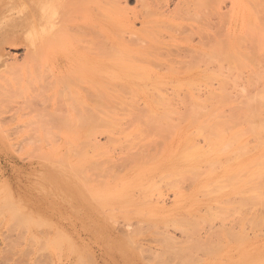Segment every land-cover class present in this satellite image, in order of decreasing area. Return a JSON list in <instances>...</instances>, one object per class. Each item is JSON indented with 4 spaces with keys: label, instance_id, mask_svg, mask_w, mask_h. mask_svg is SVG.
I'll list each match as a JSON object with an SVG mask.
<instances>
[{
    "label": "bare ground",
    "instance_id": "obj_1",
    "mask_svg": "<svg viewBox=\"0 0 264 264\" xmlns=\"http://www.w3.org/2000/svg\"><path fill=\"white\" fill-rule=\"evenodd\" d=\"M63 1L58 16L53 8L52 12L38 7V39L41 53H46L47 45L54 50L50 71L56 76L76 75L88 91L74 100L76 109L70 105L67 169L100 171L115 178L105 179L103 187L85 184L91 193L96 189L102 215L112 218L99 220L95 234L92 231L94 239L108 240L115 250L140 251L147 248L140 243L142 235L155 231L154 241L160 240L165 255L160 254L161 264H197L199 222L193 207L196 193L209 183L207 178L214 177L218 168L264 174V164L255 169L249 161L220 165L209 152L201 154L196 144L201 139L264 140V0H229V11L222 10L224 0H177L172 11L164 10L167 0H137L139 9L122 0ZM82 6V14H74ZM109 7L122 15L109 18ZM237 17L240 29L233 31ZM135 19H140V29ZM88 73L97 80L85 78ZM96 134L105 135L110 145L97 142ZM159 139L165 143L160 154L131 151L138 143ZM175 140L176 144L168 143ZM89 143L101 155L100 161L86 154ZM216 145L208 147L213 150ZM117 146L126 152L124 161L111 165ZM116 165L125 167V173L118 175ZM84 186L80 187L87 191ZM162 186L175 197L172 209L154 199L164 195ZM119 214L136 219L138 227L109 237L108 227ZM171 226L186 239L178 241L168 234Z\"/></svg>",
    "mask_w": 264,
    "mask_h": 264
},
{
    "label": "rangeland",
    "instance_id": "obj_2",
    "mask_svg": "<svg viewBox=\"0 0 264 264\" xmlns=\"http://www.w3.org/2000/svg\"><path fill=\"white\" fill-rule=\"evenodd\" d=\"M39 1L0 0V264L163 262L160 254L165 255L159 249L163 246H159L160 240L159 245L154 241L155 231L142 235L140 243L148 250L140 251L115 250L108 240L102 238L101 242L93 237L92 231L95 234L101 218L109 217L103 216L104 210L96 203L99 199L96 189L92 193L87 189L89 184L99 187L105 179L115 178L100 171L73 173L67 169L72 133L70 105L76 109L74 100L77 96H87L88 91L76 75L56 76L50 71L48 64L53 60L54 50L52 45H47L46 53L40 52L38 7L51 11L53 8L57 15L66 2ZM167 1L168 9H163L174 10L177 0ZM122 2L131 9L141 7L137 0ZM223 2L222 10L229 11L231 2ZM29 8L32 11L29 12ZM81 9L74 14L80 16L85 10L83 6ZM54 13L47 15V20ZM106 13L110 18L119 17L123 12L109 7ZM236 20L233 22L236 25L232 24L235 26L233 31L240 29L239 17ZM135 26L142 27L140 19H135ZM28 37L31 41L27 40ZM59 46L64 47L63 42ZM93 76L88 73L84 77L97 80ZM72 78L77 87L70 81ZM233 93L236 96V91ZM95 138L101 144L110 145L103 134H96ZM196 144L201 154L209 152L220 165L249 161V167L255 169L264 164V140L249 138L210 142L201 139ZM210 144L217 145L212 150L208 147ZM164 146L165 143L159 139L138 143L131 151L157 155ZM113 149L112 160L115 163L111 165L121 164L126 152L119 146ZM85 152L95 162L102 158L91 143ZM113 168L118 175L125 173V167L116 165ZM219 169L214 177L207 178V187L195 195L193 213L199 222V249L194 253L197 264H264V174L232 173ZM81 181L85 182L84 185L89 183L88 187L78 185ZM188 184L185 181L186 192L190 191ZM162 187L164 195L161 199H154L168 209L174 208L172 191ZM99 207L102 213H99ZM123 217L122 214L113 216V225L108 227L109 237L118 235V231L138 227L136 219ZM167 231L178 241L186 239L183 232L172 226ZM71 240L73 246L70 245Z\"/></svg>",
    "mask_w": 264,
    "mask_h": 264
}]
</instances>
